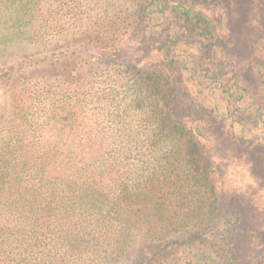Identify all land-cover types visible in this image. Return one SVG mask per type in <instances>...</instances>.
I'll use <instances>...</instances> for the list:
<instances>
[{"label":"trees","instance_id":"16d2710c","mask_svg":"<svg viewBox=\"0 0 264 264\" xmlns=\"http://www.w3.org/2000/svg\"><path fill=\"white\" fill-rule=\"evenodd\" d=\"M159 1L145 0L138 20L153 22L170 12L178 13L182 28L210 25L189 10L163 11ZM168 37L166 46L176 48L173 35ZM97 58L90 68L129 77L139 125L117 140L115 130L80 131L73 126L75 111L64 118L70 127L32 125L23 116L8 136L7 126L1 128L0 264H211L217 256L223 264H238L232 243L239 219L218 204L201 132L179 119L170 78L162 68L119 63L109 53ZM90 73L85 77L94 90ZM2 81L12 118L41 104L33 97V75ZM231 89L223 92L227 101L233 94L237 100L245 96L240 87ZM65 105L53 107L57 112ZM122 113L128 115L127 108ZM51 115L49 110L45 118ZM117 153L123 162L117 163ZM135 156L140 160L132 170L128 161Z\"/></svg>","mask_w":264,"mask_h":264},{"label":"rangeland","instance_id":"374dc122","mask_svg":"<svg viewBox=\"0 0 264 264\" xmlns=\"http://www.w3.org/2000/svg\"><path fill=\"white\" fill-rule=\"evenodd\" d=\"M144 2L0 0V72L7 74L4 78L33 75V97L41 99L40 105L30 104L18 119L12 118L11 96H5L1 76L0 132L7 126L3 135L8 136L10 125L18 128L23 116L32 125L70 127L64 118L78 111L73 126L80 131L105 128L115 130L117 140H126L123 136L139 125V112L131 104L132 82L126 74L117 77L108 68L90 65L100 53H109L119 63L162 68L171 80L179 119L201 132L218 204L239 219L232 243L236 262L264 264V0L159 1L163 11L189 10L210 24L190 29L178 24V13L139 21ZM170 33L174 49L165 44ZM25 65L32 68L24 71ZM90 70L94 90L85 77ZM234 86L245 96L237 100L233 94L227 101L223 92ZM53 104L66 105L56 112ZM126 108L128 115L122 113ZM49 110L52 119L45 118ZM117 156V163L124 161L125 156ZM139 160L129 159L132 170ZM210 263L223 260L217 256Z\"/></svg>","mask_w":264,"mask_h":264}]
</instances>
